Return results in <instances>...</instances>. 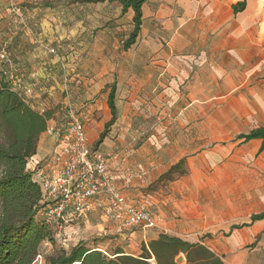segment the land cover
Here are the masks:
<instances>
[{
  "label": "crops",
  "instance_id": "1",
  "mask_svg": "<svg viewBox=\"0 0 264 264\" xmlns=\"http://www.w3.org/2000/svg\"><path fill=\"white\" fill-rule=\"evenodd\" d=\"M142 14L139 35L125 48L134 11L123 13L117 2L0 0V50L7 48L31 87L26 100L48 112V128L56 130L40 135L28 168L36 180L40 170L58 175L59 137L85 109L78 120L90 148L104 154L114 188L155 217V227H133L140 230L130 235L133 244L165 233L205 244L225 264H264V219L231 231L264 211L262 140L239 139L264 127V0H147ZM122 60L130 69L164 70L155 90L163 87L165 96H120L122 83L107 81L98 121L92 96H59L82 81V70L115 68ZM113 84L117 117L96 146L112 119ZM143 117L153 125L140 138ZM181 160L185 172L160 182ZM86 219L121 230L118 218L99 209Z\"/></svg>",
  "mask_w": 264,
  "mask_h": 264
},
{
  "label": "trees",
  "instance_id": "2",
  "mask_svg": "<svg viewBox=\"0 0 264 264\" xmlns=\"http://www.w3.org/2000/svg\"><path fill=\"white\" fill-rule=\"evenodd\" d=\"M88 1L117 2L122 6L123 13L132 9L133 30L125 41V48L136 41L142 25V7L147 0ZM245 6V2L239 3L235 10H243ZM2 67L0 62V264H36L37 257L42 254L43 243L56 245L57 242L55 226L43 216L46 204L42 203L41 185L28 168L29 160L37 152L39 137L48 128L51 115L34 109L25 95L9 84L2 74ZM111 87L108 103L112 119L96 146L103 142L117 117L116 85ZM239 139H260V151H263L264 127L241 134ZM183 166L184 160H181L159 181L174 180L185 172ZM262 219L264 211L253 214L249 223L233 226L231 231ZM97 242V239L81 240L68 250L57 248L54 254L46 258V264H225L223 258L205 244L165 233L147 244L143 243L139 255L127 253L121 246L111 253L103 251ZM180 254L185 257L184 263L176 262Z\"/></svg>",
  "mask_w": 264,
  "mask_h": 264
},
{
  "label": "built area",
  "instance_id": "3",
  "mask_svg": "<svg viewBox=\"0 0 264 264\" xmlns=\"http://www.w3.org/2000/svg\"><path fill=\"white\" fill-rule=\"evenodd\" d=\"M50 51L54 53L55 49ZM0 62L4 66L2 74L9 84L24 95L31 94V87L13 67L5 47L0 50ZM55 131V128H48L49 133ZM55 157L63 161L58 175L48 177L40 170L38 181L42 190V203L46 204L43 216L55 226L56 238L97 209L118 218L121 229L156 226L155 217L146 206L130 204L114 188L104 154L90 148L84 125L78 119H73L66 132L60 135L59 151ZM39 258L41 255L36 261Z\"/></svg>",
  "mask_w": 264,
  "mask_h": 264
},
{
  "label": "rangeland",
  "instance_id": "4",
  "mask_svg": "<svg viewBox=\"0 0 264 264\" xmlns=\"http://www.w3.org/2000/svg\"><path fill=\"white\" fill-rule=\"evenodd\" d=\"M157 44L160 46L159 42H157ZM160 51H163V53L166 51L165 44L160 48ZM160 60L162 61L163 59ZM157 67L165 69L164 63H158ZM156 70L154 71V69L150 68L149 64L146 65L145 69L135 67L130 69V64L124 60L120 61L119 65L115 68L103 69L98 66L92 69H84L82 70L83 73L80 75L82 81L80 83L77 81L70 82L63 92L59 91V96H92L88 103H91L97 108L95 111L97 114L93 118L98 121L103 117V112L106 110L105 100L102 96L107 95L108 88L103 87L107 81L114 80L122 83L121 92L125 91V94L120 92V96H165L163 93L165 89L163 87L160 86L157 91L155 90L157 82L161 81L160 75L164 70H160V72H156ZM83 103L85 104V102ZM79 115H83L82 117H84L85 109L77 113L74 112L73 116L75 119H78ZM151 125H153V123L150 122L149 117H143V122L140 126L144 130L142 131L143 136H140V138L148 135V130ZM139 134H141V132ZM220 163L219 161V164ZM211 169V171H213L212 166ZM148 190H152V187L149 186ZM87 221L88 219L85 218L77 225L68 227L65 232L56 238V245L51 242H44L41 248V258L36 261V264H46V258L54 254L57 248L68 250L81 240L87 241L97 239V243L102 247V250L110 253L117 246H121L127 250V253L134 255L140 254L141 246L137 243L133 244L130 239V235H132L134 231L140 232V230H136L132 227V229L127 228L115 231L108 225L102 223V226L92 225L86 223ZM119 233L123 234V236H120ZM184 261L185 260L181 263H184Z\"/></svg>",
  "mask_w": 264,
  "mask_h": 264
},
{
  "label": "water",
  "instance_id": "5",
  "mask_svg": "<svg viewBox=\"0 0 264 264\" xmlns=\"http://www.w3.org/2000/svg\"><path fill=\"white\" fill-rule=\"evenodd\" d=\"M183 260H185V257H184L183 254H180V255L177 257L176 262H177V263H181V262H183Z\"/></svg>",
  "mask_w": 264,
  "mask_h": 264
}]
</instances>
